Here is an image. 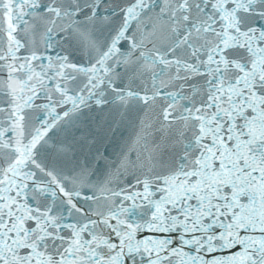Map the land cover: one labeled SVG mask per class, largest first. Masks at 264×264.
Wrapping results in <instances>:
<instances>
[{
  "label": "snow or ice",
  "instance_id": "snow-or-ice-1",
  "mask_svg": "<svg viewBox=\"0 0 264 264\" xmlns=\"http://www.w3.org/2000/svg\"><path fill=\"white\" fill-rule=\"evenodd\" d=\"M0 264H264V0H0Z\"/></svg>",
  "mask_w": 264,
  "mask_h": 264
}]
</instances>
